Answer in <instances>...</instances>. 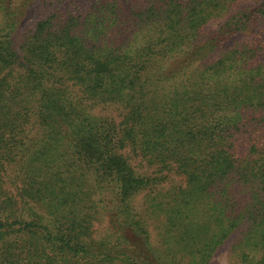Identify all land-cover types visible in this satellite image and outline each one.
Wrapping results in <instances>:
<instances>
[{
	"label": "trees",
	"instance_id": "trees-1",
	"mask_svg": "<svg viewBox=\"0 0 264 264\" xmlns=\"http://www.w3.org/2000/svg\"><path fill=\"white\" fill-rule=\"evenodd\" d=\"M36 1L0 0V264H264V42H234L264 3L208 30L235 0H96L20 53Z\"/></svg>",
	"mask_w": 264,
	"mask_h": 264
},
{
	"label": "rangeland",
	"instance_id": "rangeland-1",
	"mask_svg": "<svg viewBox=\"0 0 264 264\" xmlns=\"http://www.w3.org/2000/svg\"><path fill=\"white\" fill-rule=\"evenodd\" d=\"M96 0H64V2L60 3L58 0H37L32 7L29 9L28 14L23 19L21 27L15 36L17 49L21 53V46L23 42L27 39L29 35L35 30L38 22L42 21L44 18L52 15L53 13H58L63 11L65 14L68 12H74L79 14H85L91 8V4ZM264 3V0H235L230 7V14L224 15L216 20H212L210 24L206 27L208 30H216L220 26H222L230 15H235L236 13L245 12L249 10V12H253L256 7H259ZM240 16V15H238ZM237 16V18H238ZM1 20V18H0ZM251 27V26H250ZM261 29L263 32L260 34V37H256L257 33H260ZM256 38H260L264 42V19L261 22L254 23L251 28H248L245 32H243L239 37L234 39V42L243 43L244 41L254 40ZM264 61V44H263V52H260V56L258 58ZM99 113L103 115H117V111L112 107H107L104 109L102 107L99 108ZM130 163L136 170L139 175L146 176L148 178L155 177H166L162 187L163 190H174L179 187L186 186V181L183 176H179L174 172H164L161 174L159 168L148 166L145 161L138 157H131ZM6 173V181L9 186H11L12 177L16 175V168L14 165L7 166ZM11 177V178H8ZM9 186H6L9 190H11ZM148 192L141 193L137 199V207L140 211L143 209V204L145 203V195ZM149 229L151 232L152 241L154 244L159 245L160 241L158 238V233L160 232V221L159 220H149ZM231 245L232 243H227L224 247L221 248L219 254L217 255L215 262L216 264H240L237 259L233 258V254H231Z\"/></svg>",
	"mask_w": 264,
	"mask_h": 264
}]
</instances>
